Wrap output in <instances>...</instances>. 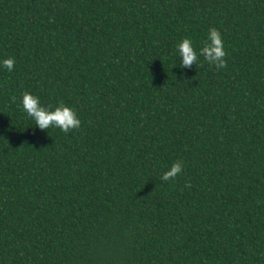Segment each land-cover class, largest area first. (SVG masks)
I'll return each mask as SVG.
<instances>
[{
    "label": "trees",
    "instance_id": "trees-1",
    "mask_svg": "<svg viewBox=\"0 0 264 264\" xmlns=\"http://www.w3.org/2000/svg\"><path fill=\"white\" fill-rule=\"evenodd\" d=\"M209 28L226 67H175ZM7 58L0 264H264V0H0Z\"/></svg>",
    "mask_w": 264,
    "mask_h": 264
},
{
    "label": "clouds",
    "instance_id": "clouds-1",
    "mask_svg": "<svg viewBox=\"0 0 264 264\" xmlns=\"http://www.w3.org/2000/svg\"><path fill=\"white\" fill-rule=\"evenodd\" d=\"M226 53L224 51V42L220 32L215 28H209L206 38L197 51L193 47L192 40L188 38L182 39L175 46V56L177 59L176 66L183 70L190 68L198 62L199 57H203L209 65H214L217 69L226 67L224 60ZM15 60L7 58L0 61V68L11 72L13 70ZM183 75V73H181ZM19 107L24 114L32 121V125L41 131L58 128L62 132H68L80 126V120L77 118L74 110L70 109L63 103L55 108H46L38 97L29 92L21 95ZM182 171V163H174L167 171H165L160 179L168 181L175 179Z\"/></svg>",
    "mask_w": 264,
    "mask_h": 264
}]
</instances>
